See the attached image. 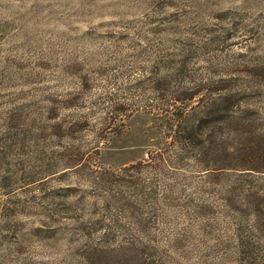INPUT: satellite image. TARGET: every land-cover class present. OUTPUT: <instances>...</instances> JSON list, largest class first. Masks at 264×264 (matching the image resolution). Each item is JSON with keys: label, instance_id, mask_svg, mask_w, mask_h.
<instances>
[{"label": "rangeland", "instance_id": "rangeland-1", "mask_svg": "<svg viewBox=\"0 0 264 264\" xmlns=\"http://www.w3.org/2000/svg\"><path fill=\"white\" fill-rule=\"evenodd\" d=\"M0 264H264V0H0Z\"/></svg>", "mask_w": 264, "mask_h": 264}, {"label": "trees", "instance_id": "trees-1", "mask_svg": "<svg viewBox=\"0 0 264 264\" xmlns=\"http://www.w3.org/2000/svg\"><path fill=\"white\" fill-rule=\"evenodd\" d=\"M196 92H197V90H196ZM196 92H194V93H189V94L186 95V97H187L188 99H191L192 96L195 97V95L197 94ZM136 166H137V165H132L130 168H135Z\"/></svg>", "mask_w": 264, "mask_h": 264}]
</instances>
